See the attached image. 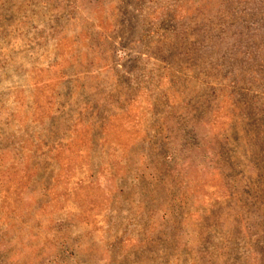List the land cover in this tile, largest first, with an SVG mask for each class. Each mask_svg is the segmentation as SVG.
<instances>
[{
  "label": "rangeland",
  "instance_id": "rangeland-1",
  "mask_svg": "<svg viewBox=\"0 0 264 264\" xmlns=\"http://www.w3.org/2000/svg\"><path fill=\"white\" fill-rule=\"evenodd\" d=\"M0 264H264V0H0Z\"/></svg>",
  "mask_w": 264,
  "mask_h": 264
}]
</instances>
